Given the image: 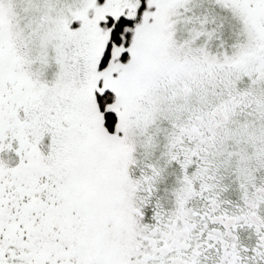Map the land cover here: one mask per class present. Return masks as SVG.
<instances>
[{"label":"snow or ice","instance_id":"obj_1","mask_svg":"<svg viewBox=\"0 0 264 264\" xmlns=\"http://www.w3.org/2000/svg\"><path fill=\"white\" fill-rule=\"evenodd\" d=\"M0 264H264V0H0Z\"/></svg>","mask_w":264,"mask_h":264}]
</instances>
